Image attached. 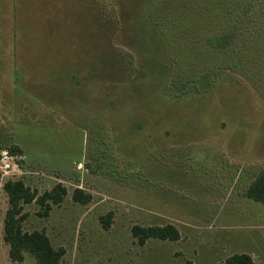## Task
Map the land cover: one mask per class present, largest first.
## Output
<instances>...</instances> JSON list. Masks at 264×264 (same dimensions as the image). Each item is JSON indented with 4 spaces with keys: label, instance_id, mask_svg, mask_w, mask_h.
<instances>
[{
    "label": "rangeland",
    "instance_id": "374dc122",
    "mask_svg": "<svg viewBox=\"0 0 264 264\" xmlns=\"http://www.w3.org/2000/svg\"><path fill=\"white\" fill-rule=\"evenodd\" d=\"M263 168L264 0H0V264H36L9 257V180L66 187L23 205L61 264H264L242 197ZM167 224L179 241L131 233Z\"/></svg>",
    "mask_w": 264,
    "mask_h": 264
},
{
    "label": "trees",
    "instance_id": "16d2710c",
    "mask_svg": "<svg viewBox=\"0 0 264 264\" xmlns=\"http://www.w3.org/2000/svg\"><path fill=\"white\" fill-rule=\"evenodd\" d=\"M224 43V36H214L212 44L220 46ZM11 153H21L20 148L14 147ZM10 208L6 213L4 221V241L9 245V257L12 261L23 262L25 253L35 258L36 264H61L66 254L63 247L55 248L45 231L24 232L22 223L27 214L23 213V205L36 203L41 209V216L47 217L53 205H61L67 196V189L61 183L55 185L51 190L39 194L38 191L29 188L23 180H9L4 184ZM246 197L264 206V168L250 183L245 193ZM92 197L84 193L82 189H76L73 200L81 204H88ZM112 222V213L101 218V223L108 229ZM134 238L140 245L156 238L164 241L177 242L181 239L178 229L167 224L164 226L143 227L135 225L131 229ZM222 264H255L253 258L248 254H234L228 257Z\"/></svg>",
    "mask_w": 264,
    "mask_h": 264
},
{
    "label": "crops",
    "instance_id": "0c3cea01",
    "mask_svg": "<svg viewBox=\"0 0 264 264\" xmlns=\"http://www.w3.org/2000/svg\"><path fill=\"white\" fill-rule=\"evenodd\" d=\"M252 182V181H251ZM250 182V183H251ZM250 183L246 186V188H245V191H244V193H243V195H242V197L244 198V200L246 201V202H250L251 200L249 199V198H247L246 197V195H245V193H246V190L248 189V187H249V185H250ZM250 200V201H249ZM253 201V200H252ZM258 228H261L262 230H264V226H261V227H258ZM257 228V230H259ZM240 254H243V253H240ZM244 254H248V253H244ZM234 255V254H233ZM248 255H250L252 258H253V260H254V256L253 255H251V254H248ZM232 256V255H231ZM227 259V258H226Z\"/></svg>",
    "mask_w": 264,
    "mask_h": 264
},
{
    "label": "built area",
    "instance_id": "2783aa9c",
    "mask_svg": "<svg viewBox=\"0 0 264 264\" xmlns=\"http://www.w3.org/2000/svg\"><path fill=\"white\" fill-rule=\"evenodd\" d=\"M10 168V166L9 165H7L6 167H5V169H6V171H8V169Z\"/></svg>",
    "mask_w": 264,
    "mask_h": 264
}]
</instances>
